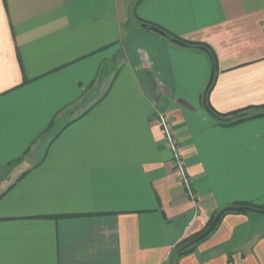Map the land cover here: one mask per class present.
<instances>
[{"label": "crops", "instance_id": "1", "mask_svg": "<svg viewBox=\"0 0 264 264\" xmlns=\"http://www.w3.org/2000/svg\"><path fill=\"white\" fill-rule=\"evenodd\" d=\"M204 101L264 111V0H0V264H264L247 212L176 254L264 206V116Z\"/></svg>", "mask_w": 264, "mask_h": 264}, {"label": "built area", "instance_id": "2", "mask_svg": "<svg viewBox=\"0 0 264 264\" xmlns=\"http://www.w3.org/2000/svg\"><path fill=\"white\" fill-rule=\"evenodd\" d=\"M161 128L165 148L171 154V161L178 181L185 190V193L192 203L196 201V193L192 187V181L186 170V162L173 132L171 120L163 113L157 112L155 116Z\"/></svg>", "mask_w": 264, "mask_h": 264}, {"label": "water", "instance_id": "3", "mask_svg": "<svg viewBox=\"0 0 264 264\" xmlns=\"http://www.w3.org/2000/svg\"><path fill=\"white\" fill-rule=\"evenodd\" d=\"M143 29L155 32L165 38H169L165 33L161 32L160 30L156 29L153 26L150 25H146L143 24L141 26ZM172 43L179 45V46H183L184 44L176 39H172L171 40ZM210 57V56H209ZM210 64H211V72H210V78L208 81V85L206 87V90L208 89V87L210 86L212 80H213V73H214V68H213V63L212 60L210 58ZM206 90L204 92V97L206 94ZM204 108L206 110V112L216 121L218 122H230L233 117H217L215 116L207 107L205 101H204ZM236 117H240V115L236 116ZM227 212H247V213H253V214H259V215H264V210L263 209H258V208H254V207H250V206H229V207H225L223 209H221L213 218L212 222L210 223V225L207 227V229L201 233L199 236H197L196 238L192 239L191 241L187 242L186 244H184L182 247H180L177 252H180L183 249H186L188 247H191L195 244H197L198 242H200L201 240H203L205 237H207L216 227V225L218 224L220 218Z\"/></svg>", "mask_w": 264, "mask_h": 264}, {"label": "trees", "instance_id": "4", "mask_svg": "<svg viewBox=\"0 0 264 264\" xmlns=\"http://www.w3.org/2000/svg\"><path fill=\"white\" fill-rule=\"evenodd\" d=\"M194 47H196V46H194ZM212 83H213V82H211L210 86H209L208 89L206 90V94H205L206 101H207V96H208L209 92L211 91ZM207 107H208V109H209V110H210L215 116H217V117H232V116L235 117V118L232 119L230 122H224V123H223V122H218V121H217L218 124L223 125V126L232 125V124L238 123V122H240V121H243V120H245V119H247V118H255V117H262V116H264V111H262V112H258V113H252V114H250V113H244V111H240V112H238V113L235 112V113H232V114L222 115V114H218V113L214 112V111H213L208 105H207ZM238 115H240V117H236V116H238ZM240 205H241V206H250V207H254V208H258V209H263V210H264V206H263V207H258V206L250 205V204H240ZM241 213H244V212H241ZM214 216H215V215H214ZM214 216H212V217L210 218V220L208 221L206 227H205L202 231L198 232L197 234L191 235V236H189V237L183 239L182 241H180L179 244H178V246H177V249H176V250H178V249H179L180 247H182L184 244H186L187 242L191 241L192 239L196 238V237L199 236L201 233H203V232L207 229V227L210 225V223L212 222ZM192 247H193V246L188 247V248H186V249H183V250H181L180 252H177L176 254H177L178 256H181V255H183V254H186V253H188V252L192 249Z\"/></svg>", "mask_w": 264, "mask_h": 264}]
</instances>
